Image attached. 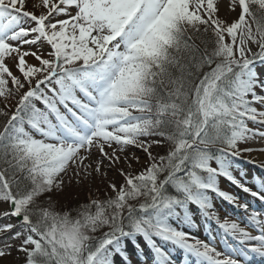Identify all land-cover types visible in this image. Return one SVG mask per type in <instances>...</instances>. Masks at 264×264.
Listing matches in <instances>:
<instances>
[{"label":"snow or ice","instance_id":"6c2138e0","mask_svg":"<svg viewBox=\"0 0 264 264\" xmlns=\"http://www.w3.org/2000/svg\"><path fill=\"white\" fill-rule=\"evenodd\" d=\"M257 152L264 0H0V264H264Z\"/></svg>","mask_w":264,"mask_h":264},{"label":"rangeland","instance_id":"374dc122","mask_svg":"<svg viewBox=\"0 0 264 264\" xmlns=\"http://www.w3.org/2000/svg\"><path fill=\"white\" fill-rule=\"evenodd\" d=\"M139 154V153H138ZM254 156L258 157L260 155L258 152L253 153ZM134 167L137 168V170L140 169L141 165H134ZM251 171V169H249ZM254 170H259L258 168L254 167ZM103 192V188L101 189V192H96L95 189H93V195H101ZM88 196L87 192L79 193L77 194L76 192H71L70 194L66 191L65 195L62 197H59V201L61 204H74L75 201L80 200L83 201L86 197ZM246 198V197H245ZM14 258L15 254H14Z\"/></svg>","mask_w":264,"mask_h":264},{"label":"bare ground","instance_id":"6f19581e","mask_svg":"<svg viewBox=\"0 0 264 264\" xmlns=\"http://www.w3.org/2000/svg\"><path fill=\"white\" fill-rule=\"evenodd\" d=\"M258 159H264V155H258Z\"/></svg>","mask_w":264,"mask_h":264}]
</instances>
